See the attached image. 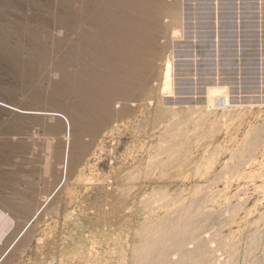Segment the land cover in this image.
<instances>
[{
  "label": "rangeland",
  "instance_id": "obj_1",
  "mask_svg": "<svg viewBox=\"0 0 264 264\" xmlns=\"http://www.w3.org/2000/svg\"><path fill=\"white\" fill-rule=\"evenodd\" d=\"M0 211V264H264V0H0Z\"/></svg>",
  "mask_w": 264,
  "mask_h": 264
},
{
  "label": "bare ground",
  "instance_id": "obj_2",
  "mask_svg": "<svg viewBox=\"0 0 264 264\" xmlns=\"http://www.w3.org/2000/svg\"><path fill=\"white\" fill-rule=\"evenodd\" d=\"M169 66H170V64H169ZM212 86V85H211ZM211 88V87H210ZM212 90H213V88H212ZM209 94H210V92H209ZM214 94H212L211 96H210V98H209V100H211L212 101V103H213V100H214V98H216V92H215V95L213 96ZM219 95V94H218ZM220 96V95H219ZM208 97H209V95H208ZM208 100V101H209ZM228 101V100H227ZM209 103H210V101H209ZM214 105V104H213ZM239 105V104H238ZM170 126V125H169ZM163 131V130H162ZM167 131V130H166ZM168 132H169V130H168ZM164 133V132H163ZM169 133H173V132H169ZM164 135V134H163ZM166 135H167V133H166ZM170 135V134H169ZM165 137V136H164ZM163 139V138H162ZM171 144V143H170ZM169 146V145H168ZM175 149V148H174ZM168 152H169V150H167ZM172 151V150H171ZM244 153V152H243ZM175 155V154H174ZM162 162V161H161ZM133 178V177H132ZM233 209V208H232ZM191 210V209H190ZM236 210V209H235ZM233 211V210H232ZM230 213V212H229ZM5 214V213H4ZM1 211H0V241L2 240V238H3V236L5 235V232H6V229L7 228H9V227H7L9 224H10V222H11V219L8 217V216H6V215H4ZM13 223V222H12ZM13 225V224H12ZM7 227V228H6ZM194 232V231H193ZM193 242V241H192ZM228 258V257H227ZM221 259V258H220ZM87 260V259H86ZM88 263V262H87ZM195 263V262H194ZM197 264V263H196Z\"/></svg>",
  "mask_w": 264,
  "mask_h": 264
}]
</instances>
